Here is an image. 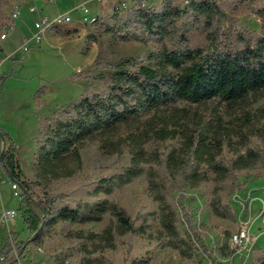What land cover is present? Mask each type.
Returning a JSON list of instances; mask_svg holds the SVG:
<instances>
[{
	"label": "trees",
	"instance_id": "trees-1",
	"mask_svg": "<svg viewBox=\"0 0 264 264\" xmlns=\"http://www.w3.org/2000/svg\"><path fill=\"white\" fill-rule=\"evenodd\" d=\"M247 3L253 4L252 12L261 21L259 32L240 26L239 15ZM117 6L99 31L155 48L145 58L97 61L100 73L94 79L99 86L39 117L36 159L31 165L34 181L24 178L14 142L0 128V137L10 144L0 151V164L21 191L20 213L30 238L38 242L60 225L66 238L76 242L49 253L55 264H115L110 254L122 245L129 264H152L150 256L131 258L137 238L149 247L193 259L196 245L204 250L205 246L192 219L181 218L185 190L212 185L213 214L235 221L227 199L242 190L240 173L264 169V106L253 113V103H248L264 94V4L163 0L124 11ZM13 8V0H0V23ZM213 103L210 119L191 108ZM225 116L232 123L228 130ZM235 136L238 147L229 159L223 146ZM86 142L96 143L106 153L129 154V165L84 174L80 148ZM77 176L68 192L48 188L52 181ZM139 180L147 185L156 209L136 208L119 199ZM186 224L194 240L186 235ZM85 225L100 228H80ZM11 235L17 254L23 256L28 241ZM1 252L2 264L15 261L11 242Z\"/></svg>",
	"mask_w": 264,
	"mask_h": 264
},
{
	"label": "rangeland",
	"instance_id": "rangeland-1",
	"mask_svg": "<svg viewBox=\"0 0 264 264\" xmlns=\"http://www.w3.org/2000/svg\"><path fill=\"white\" fill-rule=\"evenodd\" d=\"M28 1V0H27ZM157 4L158 0H152ZM264 4V0H258ZM26 0H13V4L25 5L21 11L20 20L9 33L4 42V50L0 54V128L6 132L14 142V154L23 170L24 178L34 181L31 165L36 159L37 135L39 132V117L53 114L59 107L67 105L80 97L88 90L99 86L94 79L100 71L95 66L97 61L118 60L123 57H147L153 52L154 44H129L122 42L111 34L101 33L99 27L109 19L118 0L99 7V22L84 23L80 19L82 10L71 11L74 23L65 27L49 31L38 46H33L28 52L21 53L20 47L35 32V23L44 17H55L73 8V0H60L56 5L38 1L26 3ZM97 4L94 3V6ZM36 7L31 12L30 7ZM252 3L243 6L239 15L240 26L249 31H260L261 21L252 12ZM7 17L0 23L9 21ZM248 103H253V113L264 106V94L253 96ZM216 104L201 107H191L192 110L205 117L211 118ZM181 107H184L182 104ZM225 129H230L232 123L228 116L224 117ZM226 130V131H227ZM180 139V138H179ZM238 137L226 141L223 152L227 158L235 156L238 147ZM9 140L0 137V151L9 148ZM84 174L93 170H110L127 166L131 157L129 154L117 156L99 149L96 143L86 142L80 148ZM52 181L49 189L56 193H65L72 190L78 179ZM243 183L242 190L238 191L227 202L233 207L236 214L235 221L217 218L210 208L212 185H206L199 190H185L184 208L180 210L181 218L185 222L187 217L202 235L205 250L196 245L193 259H183L178 253L170 249L160 250L155 246L149 247L142 238L134 240L131 258H153L152 264H264V169L240 173ZM12 182L6 177L0 164V218L4 211L14 209L17 216L8 226L0 221V252L13 241L17 234L20 241H28L25 257L12 264H55L49 256L56 250L69 247L76 242L66 238L57 225L49 229L45 238L35 242L20 213L22 197L15 198ZM41 192V190H39ZM119 199L125 205L136 208L145 207L156 209L151 200L148 187L143 180L129 185L119 194ZM247 226L251 235V242L243 249L235 248L231 242L233 235ZM70 227V230L75 229ZM81 229L98 231L99 225H85ZM186 235L194 240L191 227L184 225ZM230 237L227 240V235ZM16 243V242H15ZM43 250V253L40 252ZM115 264H129L126 261V248L120 247L118 252L110 254ZM71 264H78L77 261Z\"/></svg>",
	"mask_w": 264,
	"mask_h": 264
},
{
	"label": "built area",
	"instance_id": "built-area-1",
	"mask_svg": "<svg viewBox=\"0 0 264 264\" xmlns=\"http://www.w3.org/2000/svg\"><path fill=\"white\" fill-rule=\"evenodd\" d=\"M37 1V0H35ZM44 2H49V3H56L58 0H42ZM133 5H130L127 1L122 0L118 3V10L119 11H124L128 10L130 8L135 7V8H141L143 6H146L148 4V0H132ZM21 8L22 5L20 3L15 4L13 10L10 12L9 15V21L5 24H3L2 31L0 32V54L3 51V44L4 42L8 39L9 33L14 29V26L16 25L17 21L21 19ZM31 12L35 11V8L30 9ZM82 10V17L80 19L81 22L84 23H94L97 21L98 17L97 16H92L90 14L89 9L86 6H81ZM73 18L71 17V13H63V14H58L55 17H44L39 19L35 23V30L36 32L32 37L27 39V41L20 47V52L25 53L30 50L31 47L33 46H38L41 44L43 41L45 35L49 32L52 31L56 28H61L68 26L70 24H73ZM1 67V65H0ZM12 189L15 198H20L21 197V191L18 187L17 184L13 183L12 184ZM262 193L264 194V187L262 188ZM18 212L14 209H9L4 211L2 217H1V224L4 226H8L11 221L15 219L17 216ZM231 242L234 245L235 248L243 249L248 243L251 242V235L248 231L247 226H242L241 229H239L231 238ZM14 246V244H13ZM40 252H43L42 249H40ZM5 257L0 252V264L2 261H4Z\"/></svg>",
	"mask_w": 264,
	"mask_h": 264
},
{
	"label": "crops",
	"instance_id": "crops-1",
	"mask_svg": "<svg viewBox=\"0 0 264 264\" xmlns=\"http://www.w3.org/2000/svg\"><path fill=\"white\" fill-rule=\"evenodd\" d=\"M38 1H42V0H37V1H35V0H26V2H25V4L26 3H28V2H32L33 4H36ZM60 0H58L56 3H49V2H44V1H42L43 3H48V4H51V5H56L58 2H59ZM64 1V0H63ZM111 1H114V0H73V8L71 9V10H69V11H67V12H70L71 13V11H73V10H81V6H86L88 9H89V11H90V14L92 15V16H99V7L100 6H103V5H106V4H108V3H110ZM120 1H122V0H118V3L120 2ZM125 1H127L130 5H133V1L132 0H125ZM163 0H158V2H157V4L156 5H158V4H160L161 2H162ZM148 2H150V3H152V4H154V2L152 1V0H148ZM94 3H96L97 5L96 6H94ZM118 5V4H117ZM24 7H25V5L24 6H22V8H21V11H22V9H24ZM35 8V11L34 12H36V7H34V6H31L30 7V9L31 8ZM31 11V10H30ZM67 12H65V13H67ZM20 20H23V18L21 17V19H19L18 21H17V23L20 21ZM16 23V24H17ZM16 26V25H15ZM14 26V27H15ZM35 32H36V30H35ZM34 32V33H35ZM34 35V34H33ZM30 37H32V36H30ZM3 50H4V46H3ZM2 64H3V61H0V65L2 66ZM3 215V214H2ZM2 217V216H1ZM0 220H1V218H0ZM13 244H14V246H13ZM11 246H12V249H13V252H12V254H11V256H14L15 257V261H17V260H19L20 258H16L17 256H20V255H18L17 254V250H16V243L15 242H12L11 243ZM2 251V250H1ZM41 253H43V252H41ZM24 257L26 256L25 254L23 255ZM23 256H20V257H23ZM47 257H49L50 258V256H47ZM2 264V263H1ZM43 264H44V262H43Z\"/></svg>",
	"mask_w": 264,
	"mask_h": 264
},
{
	"label": "water",
	"instance_id": "water-1",
	"mask_svg": "<svg viewBox=\"0 0 264 264\" xmlns=\"http://www.w3.org/2000/svg\"><path fill=\"white\" fill-rule=\"evenodd\" d=\"M1 159H2V157H1Z\"/></svg>",
	"mask_w": 264,
	"mask_h": 264
}]
</instances>
